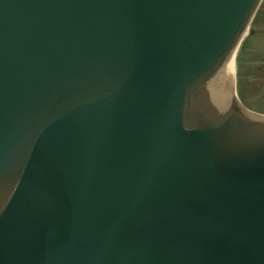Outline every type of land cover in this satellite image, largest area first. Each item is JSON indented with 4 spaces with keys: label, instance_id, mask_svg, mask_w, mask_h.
Returning <instances> with one entry per match:
<instances>
[{
    "label": "water",
    "instance_id": "obj_1",
    "mask_svg": "<svg viewBox=\"0 0 264 264\" xmlns=\"http://www.w3.org/2000/svg\"><path fill=\"white\" fill-rule=\"evenodd\" d=\"M259 1L0 0V264H264Z\"/></svg>",
    "mask_w": 264,
    "mask_h": 264
},
{
    "label": "rangeland",
    "instance_id": "obj_2",
    "mask_svg": "<svg viewBox=\"0 0 264 264\" xmlns=\"http://www.w3.org/2000/svg\"><path fill=\"white\" fill-rule=\"evenodd\" d=\"M248 30L235 61L237 97L246 108L264 114V0Z\"/></svg>",
    "mask_w": 264,
    "mask_h": 264
},
{
    "label": "bare ground",
    "instance_id": "obj_3",
    "mask_svg": "<svg viewBox=\"0 0 264 264\" xmlns=\"http://www.w3.org/2000/svg\"><path fill=\"white\" fill-rule=\"evenodd\" d=\"M234 57H235V53H233V55H232V69H233V75H234V71H235Z\"/></svg>",
    "mask_w": 264,
    "mask_h": 264
}]
</instances>
